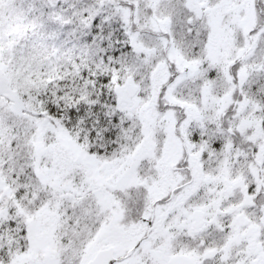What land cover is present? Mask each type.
Returning <instances> with one entry per match:
<instances>
[{
    "label": "snow or ice",
    "instance_id": "1",
    "mask_svg": "<svg viewBox=\"0 0 264 264\" xmlns=\"http://www.w3.org/2000/svg\"><path fill=\"white\" fill-rule=\"evenodd\" d=\"M0 264H264V0H0Z\"/></svg>",
    "mask_w": 264,
    "mask_h": 264
}]
</instances>
